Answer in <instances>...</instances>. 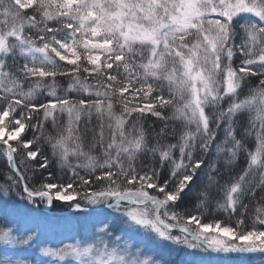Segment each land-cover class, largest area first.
<instances>
[{
	"label": "snow or ice",
	"instance_id": "6c2138e0",
	"mask_svg": "<svg viewBox=\"0 0 264 264\" xmlns=\"http://www.w3.org/2000/svg\"><path fill=\"white\" fill-rule=\"evenodd\" d=\"M0 159V264H264V0H0Z\"/></svg>",
	"mask_w": 264,
	"mask_h": 264
},
{
	"label": "rangeland",
	"instance_id": "374dc122",
	"mask_svg": "<svg viewBox=\"0 0 264 264\" xmlns=\"http://www.w3.org/2000/svg\"><path fill=\"white\" fill-rule=\"evenodd\" d=\"M41 208L44 209V211L47 213L49 217L59 218V219L68 218L69 220L73 222V224L77 220L82 221L85 219L84 214H81V213H77L72 216L71 215L65 216V214H59V212L52 213V212L47 211L48 208L45 205H41ZM73 234H74V229L70 226L53 225L49 229L48 236L46 237V243L48 245L57 246V245H60L62 241L70 242L68 238ZM254 264H259V260L258 259L255 260Z\"/></svg>",
	"mask_w": 264,
	"mask_h": 264
},
{
	"label": "trees",
	"instance_id": "16d2710c",
	"mask_svg": "<svg viewBox=\"0 0 264 264\" xmlns=\"http://www.w3.org/2000/svg\"><path fill=\"white\" fill-rule=\"evenodd\" d=\"M61 83H63V81H61ZM2 165H3V160L0 159V166H2ZM52 209L55 210V211H58V212H63V211L69 210L70 208L68 207V203H65V202H57L56 205ZM77 213H79V212L73 211V212H69V214L68 213L65 214V216L66 215H71L72 216V215H75ZM81 214H83V213H81Z\"/></svg>",
	"mask_w": 264,
	"mask_h": 264
}]
</instances>
